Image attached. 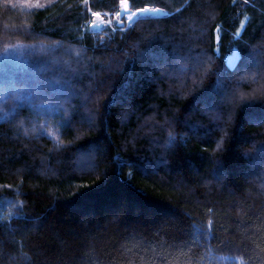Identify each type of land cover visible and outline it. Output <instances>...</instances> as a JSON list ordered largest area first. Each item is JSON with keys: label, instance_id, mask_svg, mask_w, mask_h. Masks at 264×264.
I'll return each mask as SVG.
<instances>
[{"label": "trees", "instance_id": "trees-1", "mask_svg": "<svg viewBox=\"0 0 264 264\" xmlns=\"http://www.w3.org/2000/svg\"><path fill=\"white\" fill-rule=\"evenodd\" d=\"M0 264H264V0H0Z\"/></svg>", "mask_w": 264, "mask_h": 264}, {"label": "rangeland", "instance_id": "rangeland-1", "mask_svg": "<svg viewBox=\"0 0 264 264\" xmlns=\"http://www.w3.org/2000/svg\"><path fill=\"white\" fill-rule=\"evenodd\" d=\"M149 12L145 13L143 11V9H139V10H132L130 8V5L127 1H122L120 4V11L117 15L115 16H107V18L105 19L104 16L102 15H95V18L93 20V22L90 24V27L93 30H100L105 24H109V22H115L116 26H123L124 24L129 25L131 24L133 21H135L136 19L140 18V17H144V16H162L164 15V13L160 10V13L162 14H154L151 12L152 8H149ZM125 12H127L131 18L129 19L128 16L125 15ZM245 23L242 24V26L240 27L239 31L236 34V38H239L242 34V31L244 29ZM236 53H238V58H237V62L240 58V54L238 52L237 49L233 50L232 55L227 59V65L230 68H233L237 62L235 64H230L229 60L230 58L235 55Z\"/></svg>", "mask_w": 264, "mask_h": 264}, {"label": "snow or ice", "instance_id": "snow-or-ice-1", "mask_svg": "<svg viewBox=\"0 0 264 264\" xmlns=\"http://www.w3.org/2000/svg\"><path fill=\"white\" fill-rule=\"evenodd\" d=\"M143 11L145 13H148L149 9L148 8H144ZM151 12L154 13V14H162V13H160V10L156 9V8H152ZM94 15H98V14H94ZM125 15L128 16L129 19L131 18V16L127 12H125ZM5 119H7V117H5ZM209 224H211V221L209 222Z\"/></svg>", "mask_w": 264, "mask_h": 264}, {"label": "bare ground", "instance_id": "bare-ground-1", "mask_svg": "<svg viewBox=\"0 0 264 264\" xmlns=\"http://www.w3.org/2000/svg\"><path fill=\"white\" fill-rule=\"evenodd\" d=\"M237 58H238V53H236L235 55H233L230 60L229 63L230 64H235L237 62Z\"/></svg>", "mask_w": 264, "mask_h": 264}]
</instances>
